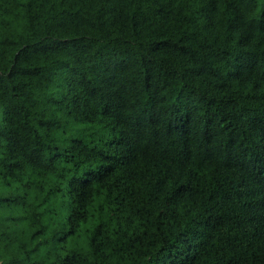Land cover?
<instances>
[{"label": "trees", "instance_id": "16d2710c", "mask_svg": "<svg viewBox=\"0 0 264 264\" xmlns=\"http://www.w3.org/2000/svg\"><path fill=\"white\" fill-rule=\"evenodd\" d=\"M0 264H264V0H0Z\"/></svg>", "mask_w": 264, "mask_h": 264}]
</instances>
